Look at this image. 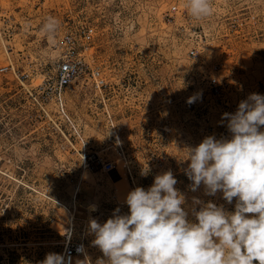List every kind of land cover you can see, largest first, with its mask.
<instances>
[{
    "label": "rangeland",
    "instance_id": "374dc122",
    "mask_svg": "<svg viewBox=\"0 0 264 264\" xmlns=\"http://www.w3.org/2000/svg\"><path fill=\"white\" fill-rule=\"evenodd\" d=\"M211 4L197 20L187 0H0V264H40L67 237L85 249L75 264L106 261L89 221L129 214L127 194L169 170L189 221L209 201L235 210L236 198L191 190L187 158L205 137L231 139L223 114L264 95V0ZM83 24L96 27L88 53L107 85L77 78L59 104L45 91L55 46Z\"/></svg>",
    "mask_w": 264,
    "mask_h": 264
},
{
    "label": "clouds",
    "instance_id": "9594fccd",
    "mask_svg": "<svg viewBox=\"0 0 264 264\" xmlns=\"http://www.w3.org/2000/svg\"><path fill=\"white\" fill-rule=\"evenodd\" d=\"M187 10L192 18L204 19L212 14L211 0H187ZM57 27L50 17L43 30ZM196 99L191 96L187 103ZM222 119L231 139L205 137L188 152L185 174L192 191L203 184L207 195L222 192L228 204L236 198L235 210L209 201L195 212L196 222L189 221L185 196L169 170L147 190L136 187L127 194L129 214L117 208L103 224L89 221L93 244L107 258L97 264H264V95L251 94ZM40 264L72 262L50 252Z\"/></svg>",
    "mask_w": 264,
    "mask_h": 264
},
{
    "label": "built area",
    "instance_id": "2783aa9c",
    "mask_svg": "<svg viewBox=\"0 0 264 264\" xmlns=\"http://www.w3.org/2000/svg\"><path fill=\"white\" fill-rule=\"evenodd\" d=\"M170 12L176 13L177 7L172 6ZM97 36L96 27L93 25H79L70 28L61 36L55 46L56 60L54 61V72L51 76H47L45 91L46 94L53 100L62 103V95L64 89L70 86L77 78H84L92 81L97 88H103L107 85L105 79L97 67H92L91 54L88 53L90 45ZM191 56H195L196 50L189 51ZM207 87L213 94H219L224 89V83L214 76L206 78ZM47 96V97H48ZM89 164L100 166L102 171L109 172L113 169L112 162L92 161ZM81 251H77L81 248ZM84 246L79 243H74L71 238L66 239L62 249V254L67 258L71 257L72 264H75L76 259L84 256Z\"/></svg>",
    "mask_w": 264,
    "mask_h": 264
}]
</instances>
